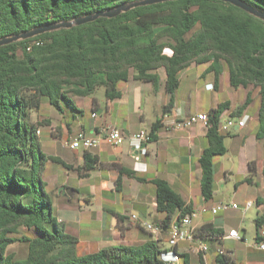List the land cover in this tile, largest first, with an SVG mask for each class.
Returning a JSON list of instances; mask_svg holds the SVG:
<instances>
[{"label": "trees", "instance_id": "1", "mask_svg": "<svg viewBox=\"0 0 264 264\" xmlns=\"http://www.w3.org/2000/svg\"><path fill=\"white\" fill-rule=\"evenodd\" d=\"M133 1L140 0H0V38ZM241 1L264 13V0ZM33 41L42 44L27 51ZM206 63H210L207 72L214 75L215 89L224 65L230 87L245 91L242 104L229 117H242L257 90L255 138L264 148V22L228 3L176 0L138 7L112 19L99 18L0 47V264H163L158 259L161 247L151 239L78 253L77 235L51 216L53 200L42 161L54 159L35 145L40 125L31 115L38 97L57 110L62 101L73 108L71 97H88L101 87L107 100L119 99L118 88L129 78L150 83L157 91L161 76L170 96L166 108H170L180 85L179 73ZM229 108L227 100L207 112V146L198 159L200 192L206 202L214 190L213 158L227 152L225 134L218 127ZM161 128L162 121L157 119L150 126L149 142L156 140ZM98 167L97 156L85 153L76 172L83 179ZM121 175L132 173L121 168ZM245 182L251 183L249 178ZM150 183L155 187L156 212L162 217L156 224L165 234L173 218L181 219L193 209L165 180ZM262 226L264 211L255 218V240ZM22 228L27 235L20 234ZM194 235L209 241L222 238L224 232L207 223L196 227ZM15 243L27 245L22 261L7 253ZM215 260L232 262L227 256Z\"/></svg>", "mask_w": 264, "mask_h": 264}, {"label": "crops", "instance_id": "2", "mask_svg": "<svg viewBox=\"0 0 264 264\" xmlns=\"http://www.w3.org/2000/svg\"><path fill=\"white\" fill-rule=\"evenodd\" d=\"M190 67L183 71L188 70ZM183 71L178 75L179 81ZM163 84L164 77L161 76L160 85L158 90L155 91L150 83H142L129 78L127 82L122 83L118 88L121 93L119 99L109 101L105 98L102 108L99 107L97 102L92 103L91 119L87 123L82 121L81 124L80 120L77 117L75 118V115L72 116L73 123H70L61 107L58 110L60 114L58 117L54 116L50 111L36 117L35 122L39 123L40 127L49 131L62 132V134L60 133V140L52 141L54 144V146H51L52 151L46 155L54 160H47L43 169L47 186L54 191L52 200L53 208L58 215L56 217L57 221L64 223L66 228L72 232L76 223L78 224L82 220L85 222L92 219L96 220L97 217L94 215L92 208L96 203L98 192L103 194L124 192L127 194L124 201H127L133 208L131 214L121 213L104 200L98 202L97 211L101 225L104 228H108L99 241L108 245L118 244L124 240L131 243L144 242L148 239L141 223L147 222L148 217L153 219L152 223H157L162 218L155 209V187L154 189L150 187L152 185L150 181L162 179L169 184L176 194L182 197L186 204L191 205L193 210L203 207L207 209L203 213L207 217L203 214L202 216L200 215V221L194 225L195 228L202 224L210 223L224 232V236L220 239L203 240L211 250L204 258L193 253L191 251L192 245L189 243L179 244L176 248L180 255L178 264H215L217 257L215 251L218 248H222L225 251V256L232 260L230 264H264V256L255 255V252L264 253V251H259L256 248L257 251L250 250L249 248L244 254L242 250L245 244L244 237H241V241L227 238L229 231L236 228L231 226L227 229L224 222L217 219L218 213L216 215L211 214L210 209L216 206L215 203L211 206H205L204 202L206 201L201 196V203H198L197 206L194 205L190 188L194 179L198 181L200 187L201 170L198 159L202 150L207 146L205 128L199 124L181 130L174 128L176 122L182 121L192 114L186 105H177L174 96L171 107L166 108L170 104V96L166 94ZM204 90L215 91L217 89H215L213 82L207 81L204 83ZM75 98L71 97V100L73 101ZM72 106L75 111V103ZM235 107L237 106L230 104L225 116H228L229 112ZM248 109L242 117L248 116ZM93 113H95V117H92ZM114 114L117 119L122 120L123 128H119L112 123ZM97 118H101V120L98 122ZM251 118L257 120L256 113ZM157 119H161L162 128L156 134V140L140 144L139 147L143 146V150L136 156H132L129 153L130 148L134 145L137 147L133 136L140 131L149 132L150 126ZM106 127L116 128L121 132L124 136V141L121 145L112 147L102 140L98 146L89 150H71L67 147V143L79 131H83L87 136H94L100 129ZM246 129L247 123L241 129L234 128V130L238 131H245ZM246 136L247 134L243 135V138L245 139ZM66 150H69L72 156H67ZM85 153L97 156L99 167L91 171L87 178L82 179L79 178L76 169L83 165ZM247 163L249 172L245 175V178H249L251 183H246L247 195L243 200L244 206L247 202H251L250 208L255 204L264 210V175L262 174L264 158L258 160L256 164L251 156H247ZM121 168L129 171L132 175L120 176ZM112 172L117 174L116 178L110 175ZM70 174L76 176L79 181L78 186L70 184L69 180L65 178V175L68 176ZM138 179H143L145 182H139ZM63 187L74 189V197L70 198L67 193L59 191ZM132 215L137 216L138 220H132ZM126 221L134 222L139 233L132 234V225H125ZM120 227L124 228L123 234L120 232ZM128 235L131 236L130 240H126ZM163 235L167 237V232L161 234V236ZM159 236H153L151 240L158 241ZM255 241L254 234L253 243Z\"/></svg>", "mask_w": 264, "mask_h": 264}, {"label": "rangeland", "instance_id": "3", "mask_svg": "<svg viewBox=\"0 0 264 264\" xmlns=\"http://www.w3.org/2000/svg\"><path fill=\"white\" fill-rule=\"evenodd\" d=\"M209 66L210 63L200 65L193 64L188 70L183 71L180 75V86L174 94V100L177 105H186L192 115H195L197 113H207L211 109L215 108L219 103L228 100L230 104H232L233 106H237L231 112H229L230 114L242 104L243 100L245 99V91L242 88L233 89L230 87L228 80V72L224 65L221 69L218 89L215 91L204 90L205 82H214L213 73L207 72ZM253 96L256 98V100L253 102V104L249 107L247 111V129L245 131H238L234 130L233 127L230 132L228 134H225L224 136V145L227 149L226 154L223 156H215L213 158L214 190L212 199L207 202H204L205 206H211L214 203L215 205H218L234 202L236 205H239L242 208L244 207L243 200L247 195L245 175L249 172L247 156H251L253 160H255L256 164L258 163V160L264 158L263 144L261 141L255 139V134L258 128V122L254 118L250 119V117H253L254 113H256L257 111V90L254 91ZM93 99L96 100L100 108L104 106L105 95L104 89L102 87L98 88L96 92L91 96L84 97L83 99L82 97H76L72 101L73 104L75 103L76 106L75 111L71 106L67 105L63 101L60 103V106L70 123H73L72 116L74 115L75 118L77 117L80 120L81 124L82 121L87 123V121L91 119V112L93 110ZM48 111L54 114V116H60L59 111L56 108L50 106L46 98L38 97L37 108L33 110L31 115L32 121H35L38 115L42 113H47ZM133 118L135 117L133 116ZM99 120H101V118H97L98 122ZM237 120L238 119H234V121ZM112 123L118 126L119 128H123L124 126L122 120L117 119L115 114ZM37 128L40 130V135H38V139L35 140L34 143L36 146H38L39 144L40 150L45 155H47L52 151L51 146H54L52 141L60 140V133L62 134V132L49 131L40 126H38ZM245 134H247V136L244 139L243 135ZM65 152L67 156H72V153L69 150H66ZM42 163L45 165L44 161H42ZM110 175L113 178H116L117 176L115 172H112ZM65 178L69 180L70 184L78 186L79 181L74 174H70L68 176L65 175ZM150 187L154 189V186L151 185ZM47 191L53 196L54 191H52L51 187H47ZM190 194L193 198V203L195 206H197L198 203H201L200 187L198 181L195 179L193 180V184L190 188ZM126 197L127 194L124 192L118 194H103L98 192V195L96 196V203L92 208V211H94V215H96L97 217L96 220L92 219L88 222L82 220V222L78 224L76 223L74 225L75 228L74 231H72L73 234H77L79 240L77 247L78 253H94L100 250L101 248L109 246L107 243L99 241L103 233L108 228H104L101 225L99 213L97 211V204L99 201L104 200L105 202L109 203L110 206L114 207V209L120 211L121 213L131 214L133 212V208L127 201H124V198ZM263 211V208L254 204L251 208L246 211L244 215L242 214V210L239 209L221 211L216 217L217 219L222 220L224 222L227 229L233 226L238 230L240 237H244L245 244L243 246L244 248L242 247V250L244 254H246V251L249 248L250 250H256L253 243V237L255 234V218ZM203 215L207 217L206 214ZM51 216L54 218L58 216L54 208L51 211ZM200 217L193 221V225L200 221ZM147 220V222L152 223L153 219L151 217H148ZM128 224L132 225V234L139 233V230L134 225V222L130 223L129 221H126L125 225ZM143 231L145 232L147 239L153 238L151 233L145 231L144 229ZM20 234L27 235L28 231L22 228L20 230ZM130 237L131 236L128 235V239L126 240H130ZM164 240H167L166 235H160L158 239L160 247L168 249V242ZM122 242L126 241L124 240ZM7 253L11 254L14 260L22 261L27 255V245L23 243L12 244L7 248ZM255 253L256 256H264V253Z\"/></svg>", "mask_w": 264, "mask_h": 264}, {"label": "built area", "instance_id": "4", "mask_svg": "<svg viewBox=\"0 0 264 264\" xmlns=\"http://www.w3.org/2000/svg\"><path fill=\"white\" fill-rule=\"evenodd\" d=\"M42 44L41 41H33L30 43L26 50L29 51L33 45L38 46ZM92 117H95V113L92 114ZM234 119H238L234 121ZM247 120V116L242 118H231L229 116H224L221 119L220 125L218 127V132L222 134H228L230 130L234 127L241 129L245 126ZM199 124L203 128H208L209 118L207 113H197L195 115H191L182 121H178L175 124V129L181 130L189 128L193 125ZM39 129L36 131V134L39 135ZM105 141L112 147H117L121 145L124 141V136L121 132L112 127H106L100 129L94 136H87L83 131H79L70 142L67 143V147L71 150H89L93 147H96L100 144L101 141ZM133 140L137 143V148L142 143H148L150 141L149 132L140 131L136 135L133 136ZM251 202H247L245 206L239 207L234 202L228 204H218L215 207L210 209L212 215H216L221 211H228V210H237L241 209L242 213L244 214L247 209L250 208ZM206 208H201L197 210H193L191 213L185 215L181 219L173 218L168 226L167 229V242L169 248L166 249L161 247V252L158 254V259L163 264H178L180 261V255L176 251V248L181 243H189L191 246V251L200 255L201 258H204L205 255L211 252L209 247L203 242L201 238H198L194 235L195 227L193 225V221L200 217L203 213L206 212ZM132 220H138V217L135 215L131 216ZM142 228L151 233L152 236L158 237L162 234L161 228L159 224L156 223H149V222H142ZM227 238L234 239L236 241H241L242 238L240 237L238 231L236 229H232L229 231ZM257 240L254 243V246L259 251H264V226L259 228L257 234ZM157 241V240H155ZM158 245L160 246L159 241H157ZM217 256H225V251L222 248H218L215 251ZM215 264H218L215 262Z\"/></svg>", "mask_w": 264, "mask_h": 264}, {"label": "water", "instance_id": "5", "mask_svg": "<svg viewBox=\"0 0 264 264\" xmlns=\"http://www.w3.org/2000/svg\"><path fill=\"white\" fill-rule=\"evenodd\" d=\"M170 1H176V0H140V1H133L129 2L120 6H117L115 8H112L110 10L104 11V12H97L95 14H90L86 15L83 17H78L75 18L71 21H65V22H58V23H52V24H47L41 27H36L33 28L25 33L21 34H14V35H9L0 38V47H4L7 45H10L12 43H16L19 41H24L27 39H31L33 37L53 32V31H58L61 29H70L72 27H76L79 25H83L86 23L93 22L99 18H106V19H112L115 18L121 14L127 13L135 8L138 7H145V6H151V5H156L160 3H165V2H170ZM221 1L224 3H228L244 12L247 14L261 20L264 22V13L254 9L250 5L246 4L245 2L241 0H217ZM143 146L136 147L135 145L130 148L129 153L132 156H136L138 153H140L143 150ZM59 191H63L64 193H67L70 198H73L75 195V190L72 188H60Z\"/></svg>", "mask_w": 264, "mask_h": 264}]
</instances>
